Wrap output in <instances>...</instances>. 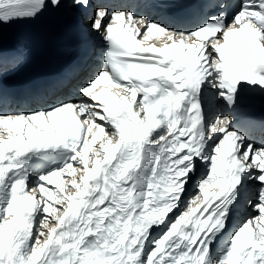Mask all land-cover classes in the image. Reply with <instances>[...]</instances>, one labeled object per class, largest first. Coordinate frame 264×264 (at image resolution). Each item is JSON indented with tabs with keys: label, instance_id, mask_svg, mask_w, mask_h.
Here are the masks:
<instances>
[{
	"label": "snow or ice",
	"instance_id": "snow-or-ice-1",
	"mask_svg": "<svg viewBox=\"0 0 264 264\" xmlns=\"http://www.w3.org/2000/svg\"><path fill=\"white\" fill-rule=\"evenodd\" d=\"M168 2L0 0V76L45 14L100 49L25 108L0 87V264H264V0Z\"/></svg>",
	"mask_w": 264,
	"mask_h": 264
},
{
	"label": "bare ground",
	"instance_id": "bare-ground-1",
	"mask_svg": "<svg viewBox=\"0 0 264 264\" xmlns=\"http://www.w3.org/2000/svg\"><path fill=\"white\" fill-rule=\"evenodd\" d=\"M52 15H53V14H49V16H52ZM98 55H100V53H98ZM98 61H99V58H97V56H93V57H91V58H90V62H89V64L86 65L84 71L87 70V68L91 67L92 65L98 63ZM84 71H83V72H84ZM83 72H82V73H83ZM7 73L9 74V73H10V70L7 71V72H5L4 75H7ZM82 73H81V75H82ZM81 75H80V76H81ZM80 76L77 77V79H79Z\"/></svg>",
	"mask_w": 264,
	"mask_h": 264
}]
</instances>
